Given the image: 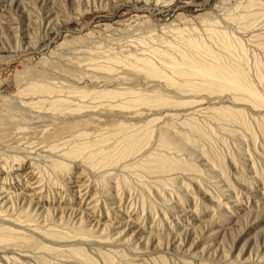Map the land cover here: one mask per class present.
<instances>
[{"label": "rangeland", "instance_id": "374dc122", "mask_svg": "<svg viewBox=\"0 0 264 264\" xmlns=\"http://www.w3.org/2000/svg\"><path fill=\"white\" fill-rule=\"evenodd\" d=\"M0 2V113L30 127L24 90L47 82L92 94V120L131 112L109 137L45 143L43 118L20 141L45 151L0 146V210L51 232L0 264H264V0ZM92 136L98 157L69 153Z\"/></svg>", "mask_w": 264, "mask_h": 264}, {"label": "bare ground", "instance_id": "6f19581e", "mask_svg": "<svg viewBox=\"0 0 264 264\" xmlns=\"http://www.w3.org/2000/svg\"><path fill=\"white\" fill-rule=\"evenodd\" d=\"M0 3H2V2H0ZM8 26H10V25L8 24ZM4 36H5L4 34H2V35L0 34V39L3 38ZM47 83H45V84L42 83L44 85H42V84L41 85L40 84H35V85H31V86L27 87L24 90V92L27 93V95L29 96V98L25 99L21 103L22 104V107L24 106L23 108H25V106H27V107L32 108V111L33 110L35 111V114H34L31 110H29V112L31 111L33 113V115H32L31 112L29 113L28 110H27V117L29 115H32L33 116L32 121H31L32 123H30L31 124L30 127L27 124L28 122H26L27 119L25 120L24 123L21 122L22 124H24V125H21V126L22 127L24 126V128L29 129L28 132L31 135H35V136L40 137L39 134H41V133L38 132V127H39V124L41 123V121L43 120V118H49V121L51 119L52 120L51 121L52 124H53V120L55 119L54 120V123L55 124H53L54 127L52 129H50V128L47 129L48 131H46L45 133H43V135L41 134L42 137H43V138H41L42 142H45V143H48L49 142L50 143L52 141V143H53L57 139H59L58 137H60V135L63 134V133H66V134L67 133H70V136L72 134L73 137H75L77 134H79V136H81L83 134V136H85L84 138H86V136L89 137L93 133L98 134V132H100V131L102 132L104 129H105V132L108 129H109V131H111L110 133H109V131H107L108 132V137H109V134L111 135L112 132L116 131L115 128L117 127V124L111 123L110 120H108V121L105 120L106 121L105 122V121L102 120V118H105L106 119L108 117V119H110V118H112V115H114L117 118H119V117H127L128 118L131 115V112L130 113L129 112L127 113V111H123L121 107H120L121 109H115L114 110V107L115 106H112V102H111V104L108 103L109 105L106 104V106H108V107H105L104 104L103 105L101 104L100 107L103 110L101 109L102 111L99 114L98 113L96 114V117L97 118L94 117L95 119L92 120V119L87 118V117H93V115L95 114V112H93V115H92V113H90V111H92L93 109H96V108L99 109V106L97 104H95V102H97V101H95V102L93 101L94 103L90 101V99H93V95L92 94H86L87 91H84V90L83 91H80V92H75L72 89V87H69L68 86V88L71 89L70 91L68 90V92H70L73 95H71V94H68L67 95V94H64L65 92L63 93V90H65V91L67 90L66 89L67 86H65V88L61 89L62 86H61V88H58L60 86L57 85L58 86L57 87V86H55L56 84L55 85L54 84L46 85ZM80 87H83V86H80ZM60 89L62 91H60ZM78 89H81V88H78ZM68 92L66 91V93H68ZM111 92H113V91H110V93H108V94L106 92L105 94L108 95V96H110L111 95ZM117 92L118 91H115V94ZM122 93H123V91H122ZM122 93L120 94V92H119L117 94L118 97H116V95H115V98H119V95H122ZM112 94H113V97H114V92ZM91 95H92V97H91ZM104 95H102V96L104 97ZM106 95H105V97H106ZM74 100L79 101V103H77L76 105L72 104L71 102H73ZM107 100H106V102H107ZM110 105L113 108L109 107ZM119 105L120 104H118V106ZM5 108H8V107H5ZM42 108L44 109V111L46 110L45 108H47L48 111L51 110V112H49L50 114L47 111H45V113L47 112V114H44V113L42 114V112H40V111L43 110ZM76 108H79V110H75ZM36 110H39V112H37ZM10 112L11 111L9 110L8 111V114H6L7 112L4 114V111H2L0 113V146H3V147L6 146L7 147V145H9V147H11L10 145H13V146L16 145L17 148L20 151L21 150H22V152L25 151V153H31V151L32 150H35V149H42V150L45 151L46 147H48L49 144H47V145L45 144V145H42V146H40V144H39V146H40L39 147L38 144H36L35 142H21L20 141V140H22L21 137H20L21 136L20 134H22L23 131H25L24 128H21L20 123L18 122V121H20L22 119V117H20L21 115L20 116L17 115V117H20V119L17 118V117L14 119V120L19 119V120L16 121L19 124H16V122L12 121L13 116H12V118H10L11 115H12V113H11V115L9 114ZM24 112H26V110ZM78 112H86V114H83L82 116H80V115L77 116V114H80ZM28 113H29V115H28ZM25 115H26V113H25ZM55 115H56V117H55ZM99 115L101 116V118H98ZM132 116H133V113H132ZM14 117H15V114H14ZM84 117H86V118H84ZM56 119H59L60 122L59 121L56 122ZM22 121H24V119H22ZM46 121H47V119H46ZM91 122L93 123V125L90 124ZM25 124H27V126ZM36 124H37V126H34ZM49 124H51V123H49ZM58 124H61L62 127H60V125H59V127H57ZM81 125H83V126L86 125V126H84L85 129H83V131H82L83 126L81 128L80 127ZM87 125L92 126V127H89ZM115 125H116V127H115ZM112 126L115 127V128H113ZM77 127L79 128L78 130H77ZM86 127H88V128H86ZM89 128H91L90 129L92 131L91 133H90V130L89 131L88 130L87 131H84V130L89 129ZM75 130L78 133H76ZM79 130L82 131V132H80ZM75 133H76V135H74ZM103 133H104V131H103ZM100 134H102V133H99V135ZM99 135H97V136H99ZM104 136L106 137V135H103V136L101 135L99 137H102L103 139L109 141L107 138H104ZM78 137H75V138H77V140H78V139H80ZM99 137H97V139H96V136L94 138L92 136V140H90L91 137H90V139L88 138L90 141H88V139H87L88 142H86V140L83 141L84 140L83 139V140H81V143L77 142L79 144L72 145L73 150H71L72 149L71 147H70L71 149L69 148L71 150V152L69 151V149H68V151L72 155L82 156V154H84V152L86 150L88 152L90 149L94 148L93 149L94 152L92 151L91 153L94 154L95 153V150H96V154H94V155H97L99 153V151H101L102 146L104 147V145L106 144V142L101 143V144H103V145L100 146L101 148L99 146H97L98 144H100V141L101 142L103 141V139H99ZM74 139H73V141H74ZM70 141L72 142V140H70ZM42 142H40V143L43 144ZM66 142L67 141L63 142V145H65V144H67V145L69 144L70 145L71 144V142L70 143H68V142L66 143ZM96 146L98 147V149H97ZM74 147H76V148H74ZM95 147H96V149H95ZM104 148H106V147H104ZM85 154H86V152H85ZM85 154L83 155L84 157H85ZM88 154H86L87 160H88V157L89 156L92 159L94 155L93 154H90L88 156ZM91 155H93V156L91 157ZM97 157H98V155H97ZM99 157L102 158L101 153L99 154ZM19 160H20V157H19ZM24 170L28 174H32V176H34V172H35L34 163H32V162H30V163L25 162L23 164V168H22V165H19L18 166V169L16 171L17 172L20 171L19 173H21V171L24 172ZM8 173H9V171L7 172L4 167H1L0 168V179H1L2 176H3L2 179L5 178V175H8ZM5 180H6V178H5ZM4 181H1L0 180V194L2 196V197L0 196L1 198H7V196L9 197L8 194L12 191V190H10L11 188H8V184L6 182H4ZM5 184H7V186ZM21 190L24 193V195L28 196L30 199H35L36 198V195L34 193L35 191L33 190V188H31L29 186V184L22 183L21 184ZM11 195L12 196L14 195L13 192L11 193ZM34 195H35V198H34ZM9 198H12V197H9ZM13 200H14V198H13ZM1 202H3V201H1ZM1 204H3V203H1ZM1 204H0V206H1ZM13 207H14V204H13ZM5 208H4V210H0V257L2 259H4L6 262H8L7 259H6L8 257L5 254L15 253L16 251H15L14 248L20 247L21 244H22V243H19L20 241L24 240L23 241L24 243L26 241L27 242L28 241H33L34 242V241H37L39 238L43 239L41 237V235L43 233L51 234V232L48 231L49 228L47 229V228H45L43 226L41 227L38 224L35 225L33 223L32 219L29 220V218H31V217H29L28 215H27L28 218H26V214L24 215L25 217H23L22 214L25 213V212H23L22 214H19L18 212L15 211L18 214H13L14 212L12 210H11L12 213H10L11 211H9V212L7 211L6 212L5 211ZM43 240L46 241V242H50V241H47V239H45V238ZM40 241H42V240L39 239V242L37 241V243H42L43 242V241L42 242H40ZM29 243H32V242H29ZM34 243H36V242H34ZM21 247H23V245Z\"/></svg>", "mask_w": 264, "mask_h": 264}]
</instances>
